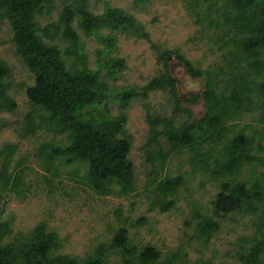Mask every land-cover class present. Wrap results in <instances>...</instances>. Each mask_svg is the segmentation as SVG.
<instances>
[{"label":"rangeland","instance_id":"374dc122","mask_svg":"<svg viewBox=\"0 0 264 264\" xmlns=\"http://www.w3.org/2000/svg\"><path fill=\"white\" fill-rule=\"evenodd\" d=\"M72 4L73 0H50L35 14L38 35L47 46H58L63 52L68 48L69 43L52 26L58 24L64 7ZM225 4L226 0H89L91 14L100 16L107 6L122 10L149 35L142 40L105 29L101 34L113 39L109 47L86 35L79 17L72 23L86 55L78 69L96 74L102 90V102L83 109L81 115L126 117L122 137L130 143L134 181L133 191L125 196L95 194L83 183L82 164L62 159L47 165L48 146L67 145L69 131L46 123L45 112L30 105L26 91L35 76L0 11V60L8 69L4 93L16 105L8 110L0 101V151L9 145L14 148L0 156V172L6 162L8 176L21 180L17 191H4L0 183V223L7 226L0 244L21 246L36 229L44 228L57 236L51 256L83 261L126 229L127 246L136 255L152 247L161 254V262L243 264L242 257L264 239V97L258 93L261 77L251 65L257 59H248L239 50L245 34L226 20L231 12ZM164 51L183 55L194 68L214 77L218 82L214 88L228 99V109L238 108L225 123L221 138L219 134L203 136L197 130L192 146L174 148L168 142L169 132L198 127L207 113L202 97L207 75L193 79L173 57L164 68L159 62ZM64 59L68 66L74 61L65 55ZM115 60L122 61L124 68L114 67ZM259 60L264 61V53ZM167 72L177 80L174 92L166 88L124 99V92L143 93L152 79ZM240 134L249 141L243 166L236 174L225 175L222 166L228 159V144ZM178 177L182 182L173 194L158 190L162 181ZM236 182L248 187L260 182L262 200L254 203V210L244 208L216 217L214 202L222 185ZM170 202L173 208L161 212ZM209 219L219 229L209 239L200 238L201 227ZM103 261L123 264L119 250H108Z\"/></svg>","mask_w":264,"mask_h":264},{"label":"trees","instance_id":"16d2710c","mask_svg":"<svg viewBox=\"0 0 264 264\" xmlns=\"http://www.w3.org/2000/svg\"><path fill=\"white\" fill-rule=\"evenodd\" d=\"M49 1L0 0V11L11 24L18 52L35 76L34 84L26 91L30 105L45 112L43 121L69 131L70 142L67 145L48 146L45 152L48 160L46 163L52 167L57 160L65 159L68 163L82 164L85 167L83 183L95 194L128 195L133 191L134 168L128 159L130 143L122 137L126 117H113L108 113H102L98 118L81 115L83 109L102 102V90L96 74L78 69L79 65L85 64L86 55L72 23L79 17L85 34L95 36L107 47L113 39L101 34L105 29L127 33L142 40H148L149 35L134 17L122 10L107 6L102 15L95 16L87 10L89 0H73L72 6L64 7L58 24L52 26L61 33L62 39L69 43L63 52L60 47L47 46L43 42L34 21L35 14L40 13ZM225 7L231 12L226 20L239 26L245 34L239 50L248 59H257L251 65L256 66L254 69L261 77L258 93L264 97V61L259 60L264 53V0H226ZM44 32L47 33V30ZM64 55L74 60L71 66L67 65ZM171 57L179 62L193 79L207 75L194 68L183 55L171 51L159 53V62L164 68L167 69ZM113 66L119 70L124 68L123 62L119 60H115ZM7 75L8 69L0 60V101L4 100L6 109L14 110V101L4 93V79ZM214 80V77L207 75L206 92L202 96L207 113L198 122V127L188 125L167 134V140L174 148L195 144L197 130L202 132L203 136L219 134L217 138H221L228 118L238 111V108L233 111L228 109V99L219 96L214 88L218 82ZM176 83L177 80L167 72L152 79L143 89V93L127 91L123 93V97L129 101L143 97L148 92L166 88L174 92ZM235 95L234 92L233 98ZM248 143V139L240 134L228 144V159L222 166L223 174L234 175L239 172ZM13 149L12 145L7 146L0 151V156L11 154ZM181 182L179 177L162 181L158 190L164 195L173 194ZM0 183L4 191H17L21 186L19 176L13 179L8 176L6 162L1 168ZM115 187H118V190H115ZM262 191L260 182L251 187L243 182L224 184L214 202V215L218 217L244 208L254 210V203L262 200ZM173 206L170 202L160 210L165 213ZM218 229V223L209 219L203 223L199 237L209 239ZM6 232L7 226L0 223V241ZM127 237V230L120 229L111 244H101L93 256L79 261L70 256H51L52 250L57 246V236L46 232L44 228H38L21 246L0 244V264H103L108 250H119L123 264H172L171 259L161 262V254L152 247H146L136 255L133 249L127 246ZM263 254L264 239L255 243L241 260L243 264H261Z\"/></svg>","mask_w":264,"mask_h":264}]
</instances>
